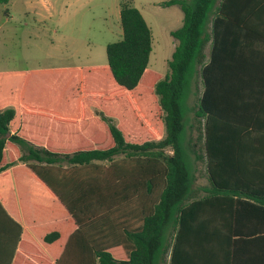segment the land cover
Wrapping results in <instances>:
<instances>
[{"label":"trees","instance_id":"1","mask_svg":"<svg viewBox=\"0 0 264 264\" xmlns=\"http://www.w3.org/2000/svg\"><path fill=\"white\" fill-rule=\"evenodd\" d=\"M163 6L183 12L164 76L149 66V25L126 2L107 64L0 72L1 264H200L199 248L234 239L214 232H235L241 218L264 221V178L247 177L264 173L263 161L221 177L215 155L220 140H264L255 100L229 97L233 87H255L247 78L264 42V0ZM240 103L252 106L239 112Z\"/></svg>","mask_w":264,"mask_h":264},{"label":"rangeland","instance_id":"2","mask_svg":"<svg viewBox=\"0 0 264 264\" xmlns=\"http://www.w3.org/2000/svg\"><path fill=\"white\" fill-rule=\"evenodd\" d=\"M166 1L10 0L8 5H0V72L107 64V45L123 37L120 10L126 2L139 9L149 25L153 36L149 66L164 76L177 44L171 32L183 22L180 6L164 7ZM201 92L198 72L187 97L188 138L193 133L192 111ZM199 176L197 184L206 185L202 167Z\"/></svg>","mask_w":264,"mask_h":264},{"label":"crops","instance_id":"3","mask_svg":"<svg viewBox=\"0 0 264 264\" xmlns=\"http://www.w3.org/2000/svg\"><path fill=\"white\" fill-rule=\"evenodd\" d=\"M10 3V1H9ZM257 51L256 62L257 69L254 76L249 79L250 83H255L254 89L249 92L243 91L240 87L231 89L229 97L233 99L235 96L242 100L246 97L254 99V109L259 114H264V42H261L255 47ZM241 83V82H240ZM233 90V91H232ZM235 103L231 104L234 106ZM249 106L240 103L238 111H245ZM264 121V119H263ZM216 157L218 164H222L221 177H235L236 173L229 172L230 168L234 169L236 165H241L248 162L249 158H258L264 163V140L249 141L247 139H230L220 140L217 143ZM231 165V167L229 166ZM202 170L205 173L204 168ZM253 172L247 177L257 179V177L264 178V173ZM206 177V176H205ZM263 180V179H262ZM208 183V181H207ZM250 190H256L249 184ZM2 236V232L0 233ZM209 238H234L226 243L212 242L209 245L210 251H201L205 248L198 249V258L200 264H264V221L241 218L236 221L235 232L231 229L229 232L222 233L214 232ZM4 241L0 238V246ZM233 247V250H232ZM202 252V253H201ZM207 253L208 255H204ZM8 255V254H7ZM5 252L0 251V264L2 260L7 258Z\"/></svg>","mask_w":264,"mask_h":264}]
</instances>
